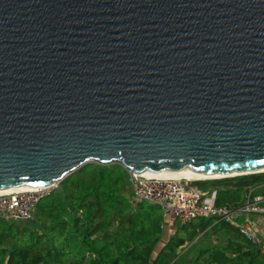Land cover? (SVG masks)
<instances>
[{
	"label": "water",
	"instance_id": "water-1",
	"mask_svg": "<svg viewBox=\"0 0 264 264\" xmlns=\"http://www.w3.org/2000/svg\"><path fill=\"white\" fill-rule=\"evenodd\" d=\"M92 162L264 171V0H0V190Z\"/></svg>",
	"mask_w": 264,
	"mask_h": 264
},
{
	"label": "trees",
	"instance_id": "trees-1",
	"mask_svg": "<svg viewBox=\"0 0 264 264\" xmlns=\"http://www.w3.org/2000/svg\"><path fill=\"white\" fill-rule=\"evenodd\" d=\"M195 184L215 191L216 205L229 209L243 203L250 186L260 184L257 191L264 196V172ZM131 197L129 171L121 164L81 166L37 202L31 218L0 217V264H264L259 246L218 217L174 222L164 242L160 207L145 201L133 205ZM202 236L218 242L198 245L181 261L184 244Z\"/></svg>",
	"mask_w": 264,
	"mask_h": 264
},
{
	"label": "built area",
	"instance_id": "built-area-1",
	"mask_svg": "<svg viewBox=\"0 0 264 264\" xmlns=\"http://www.w3.org/2000/svg\"><path fill=\"white\" fill-rule=\"evenodd\" d=\"M196 179L184 177H156L129 171V185L132 191L131 202H149L160 207L162 216L185 225L197 217H218L240 228L247 239L259 246L264 253V206L261 196L252 195L250 188L246 200L240 206L229 209L215 203V191L202 190ZM264 185V184H263ZM58 186V183L37 189H19L0 193V217L8 221L31 218L37 202ZM251 215L255 217L251 221Z\"/></svg>",
	"mask_w": 264,
	"mask_h": 264
},
{
	"label": "rangeland",
	"instance_id": "rangeland-1",
	"mask_svg": "<svg viewBox=\"0 0 264 264\" xmlns=\"http://www.w3.org/2000/svg\"><path fill=\"white\" fill-rule=\"evenodd\" d=\"M262 172H264V171H262ZM257 173H259V172H257ZM250 174H253V173H250ZM229 177H232V176H229ZM221 178H223V177H221ZM204 179H209V178H201V180H204ZM196 180H200V179H196ZM259 186H260V184L259 185L250 186V187H248V190L250 188H253V189L256 188V189H258ZM257 193H258L257 190L256 191H252V195L253 196L256 195ZM258 194H261V193H258ZM165 220H166L165 221L166 223H165V226H164V237H163L164 242L168 239L169 236L172 235V233L174 231V226H176L175 224L173 225V223L170 221V219L165 218ZM250 220L251 221H254L255 220V217L253 215H251ZM197 238H198V236H197ZM195 241H196V239H194L191 243H185L184 246L179 250L180 259H182L181 261L184 260V257L187 256L186 258H189L193 253H196V249L195 248L198 247V245L204 246V244H206V243L218 242V240H216L215 238H212L210 236L205 237V238L203 237L201 239V241H199V242H197V241L195 242ZM77 243H78V241L75 242V244H77ZM73 249L74 250L76 249L75 245H74ZM78 252H79V250H78Z\"/></svg>",
	"mask_w": 264,
	"mask_h": 264
},
{
	"label": "bare ground",
	"instance_id": "bare-ground-1",
	"mask_svg": "<svg viewBox=\"0 0 264 264\" xmlns=\"http://www.w3.org/2000/svg\"><path fill=\"white\" fill-rule=\"evenodd\" d=\"M142 174L144 175H148V176H156V177H184V178H188V179H201V178H219L222 177L223 175L220 174H201L198 172H194L190 169H183L179 172H172V171H164L163 173H159V174H149L146 172H143ZM19 189H26V188H11V189H4V190H0V193L3 192H8L11 190H19Z\"/></svg>",
	"mask_w": 264,
	"mask_h": 264
},
{
	"label": "crops",
	"instance_id": "crops-1",
	"mask_svg": "<svg viewBox=\"0 0 264 264\" xmlns=\"http://www.w3.org/2000/svg\"><path fill=\"white\" fill-rule=\"evenodd\" d=\"M256 190H257V189H255L254 191H256ZM247 191H248V188H247ZM247 191H246V192L244 193V195H243V203H244L245 200H246V194H247ZM256 195L261 196L262 200H261L260 205L264 206V196H262L261 194H258V193H257ZM243 203H242V204H243ZM259 232H260L261 236L264 237V231L259 230Z\"/></svg>",
	"mask_w": 264,
	"mask_h": 264
},
{
	"label": "clouds",
	"instance_id": "clouds-1",
	"mask_svg": "<svg viewBox=\"0 0 264 264\" xmlns=\"http://www.w3.org/2000/svg\"><path fill=\"white\" fill-rule=\"evenodd\" d=\"M201 180V179H200Z\"/></svg>",
	"mask_w": 264,
	"mask_h": 264
}]
</instances>
